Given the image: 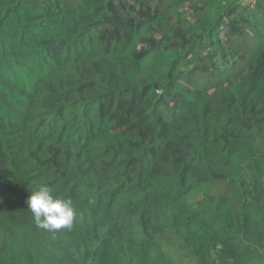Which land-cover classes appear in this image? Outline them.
<instances>
[{
  "label": "trees",
  "instance_id": "1",
  "mask_svg": "<svg viewBox=\"0 0 264 264\" xmlns=\"http://www.w3.org/2000/svg\"><path fill=\"white\" fill-rule=\"evenodd\" d=\"M0 264H264V0H0Z\"/></svg>",
  "mask_w": 264,
  "mask_h": 264
},
{
  "label": "clouds",
  "instance_id": "2",
  "mask_svg": "<svg viewBox=\"0 0 264 264\" xmlns=\"http://www.w3.org/2000/svg\"><path fill=\"white\" fill-rule=\"evenodd\" d=\"M27 205L39 229L56 232L71 230L74 225L76 210L72 201L55 195L47 184L31 191Z\"/></svg>",
  "mask_w": 264,
  "mask_h": 264
},
{
  "label": "rangeland",
  "instance_id": "3",
  "mask_svg": "<svg viewBox=\"0 0 264 264\" xmlns=\"http://www.w3.org/2000/svg\"><path fill=\"white\" fill-rule=\"evenodd\" d=\"M246 1H251V0H246Z\"/></svg>",
  "mask_w": 264,
  "mask_h": 264
}]
</instances>
